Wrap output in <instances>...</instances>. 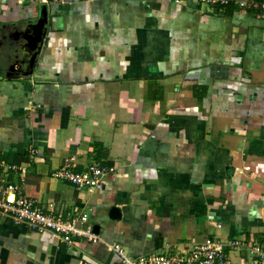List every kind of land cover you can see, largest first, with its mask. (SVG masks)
Masks as SVG:
<instances>
[{"label": "crops", "instance_id": "crops-1", "mask_svg": "<svg viewBox=\"0 0 264 264\" xmlns=\"http://www.w3.org/2000/svg\"><path fill=\"white\" fill-rule=\"evenodd\" d=\"M249 4L0 0V178L98 236L68 244L4 216L0 264H119L113 244L211 240L251 264L227 246L264 228V10ZM72 156L116 171L79 189L53 176Z\"/></svg>", "mask_w": 264, "mask_h": 264}, {"label": "built area", "instance_id": "built-area-1", "mask_svg": "<svg viewBox=\"0 0 264 264\" xmlns=\"http://www.w3.org/2000/svg\"><path fill=\"white\" fill-rule=\"evenodd\" d=\"M49 0H40L47 3ZM64 3L65 0H53ZM175 4L185 5L195 2L205 7V10H213L215 7L236 4L240 7H248L254 0H171ZM264 8V4L262 5ZM31 153H36L32 149ZM76 157L72 156L65 160L62 168L57 170L54 178L71 184L77 188L89 190H103L104 178L114 174L113 166L94 163L87 169L79 171L75 165ZM249 170V168H247ZM10 170L19 172L23 177L27 174V168L21 165H11ZM11 216L15 224H27L32 230L41 233H50L53 237L68 244L73 238H86L92 242L98 241V236L92 229L84 228L87 217L78 218L75 214L66 215L56 213L53 210L40 206L39 201L25 196L21 189L14 183L0 178V218ZM232 249L246 248L251 264H264V228L261 239L252 246L244 244L239 239L227 244ZM111 249L120 257L119 264H234L227 255L223 245L215 241H206L194 244L192 248L177 253H153L139 256H129L125 248L120 244L111 245Z\"/></svg>", "mask_w": 264, "mask_h": 264}, {"label": "trees", "instance_id": "trees-1", "mask_svg": "<svg viewBox=\"0 0 264 264\" xmlns=\"http://www.w3.org/2000/svg\"><path fill=\"white\" fill-rule=\"evenodd\" d=\"M257 2L260 4V6H262L263 3H264V0H257ZM219 8H224L226 14H230V13H231V10H233V9H232L233 7H232L231 5H230V6L219 7ZM262 10H264L263 7H262ZM109 166H110V165H109Z\"/></svg>", "mask_w": 264, "mask_h": 264}, {"label": "water", "instance_id": "water-1", "mask_svg": "<svg viewBox=\"0 0 264 264\" xmlns=\"http://www.w3.org/2000/svg\"><path fill=\"white\" fill-rule=\"evenodd\" d=\"M97 229H98V227L96 226L95 229H94L96 231V233H97Z\"/></svg>", "mask_w": 264, "mask_h": 264}]
</instances>
